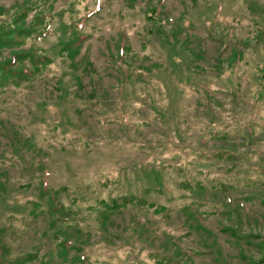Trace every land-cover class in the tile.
I'll list each match as a JSON object with an SVG mask.
<instances>
[{
  "label": "rangeland",
  "instance_id": "obj_1",
  "mask_svg": "<svg viewBox=\"0 0 264 264\" xmlns=\"http://www.w3.org/2000/svg\"><path fill=\"white\" fill-rule=\"evenodd\" d=\"M0 264H264V0H0Z\"/></svg>",
  "mask_w": 264,
  "mask_h": 264
}]
</instances>
